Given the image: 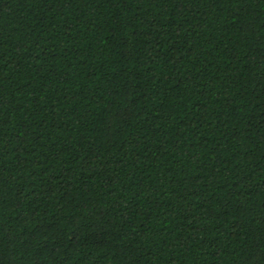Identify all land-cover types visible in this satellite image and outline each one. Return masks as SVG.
Segmentation results:
<instances>
[{"label": "trees", "instance_id": "16d2710c", "mask_svg": "<svg viewBox=\"0 0 264 264\" xmlns=\"http://www.w3.org/2000/svg\"><path fill=\"white\" fill-rule=\"evenodd\" d=\"M0 264H264V0H0Z\"/></svg>", "mask_w": 264, "mask_h": 264}]
</instances>
